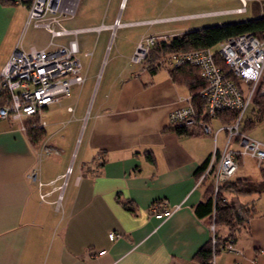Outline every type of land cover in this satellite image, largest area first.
<instances>
[{
	"label": "crops",
	"instance_id": "crops-1",
	"mask_svg": "<svg viewBox=\"0 0 264 264\" xmlns=\"http://www.w3.org/2000/svg\"><path fill=\"white\" fill-rule=\"evenodd\" d=\"M125 2L119 1V10ZM127 17L122 21L119 12L112 23L100 25L116 33L152 21ZM26 18L21 0H0V71L16 47L25 50L18 35ZM117 18L121 25L112 30ZM138 42L129 41V55ZM111 67L100 81L95 70L78 97L69 93L42 108L45 135L36 145L19 121L0 119V264H197L194 254L212 233L207 217L194 213L205 190V184L195 185L196 170L214 149L221 151L220 132L204 133L190 123L175 126L191 135L169 130L170 112L190 100L170 69L150 72L144 62ZM65 114L70 121L58 132ZM212 123L220 125L215 119L207 124ZM44 147L49 154L41 152ZM33 171L36 179L30 178ZM240 178L259 181L261 174ZM231 194H225L227 201L246 205L253 216L236 233L234 250L220 249L212 264H264V195ZM152 205L179 207L158 220L149 214ZM112 232L121 237L110 240ZM215 232L222 240L229 235L223 226ZM101 250L106 252L97 255Z\"/></svg>",
	"mask_w": 264,
	"mask_h": 264
},
{
	"label": "built area",
	"instance_id": "built-area-1",
	"mask_svg": "<svg viewBox=\"0 0 264 264\" xmlns=\"http://www.w3.org/2000/svg\"><path fill=\"white\" fill-rule=\"evenodd\" d=\"M80 0H32L27 7L25 27L42 28L50 35V41L46 48L28 50L15 48L0 71V86L6 89L10 95V101L0 107V119L19 121L25 130L23 120L25 118L39 116L42 108L55 103L60 96L67 95L72 85L81 86L85 80L81 64L77 58L79 51L76 36L79 32L94 30L100 32L105 25L94 28H67L63 22L74 18ZM241 6L235 9L199 14L195 17H203L214 14L243 13L246 11V0H240ZM159 20L143 22L153 24ZM121 23L119 18L114 20L111 28L115 30ZM56 37H69L64 43L54 42ZM167 35H148L141 37L131 57V61L140 64L147 60L150 48L158 40H167ZM53 47L52 49H50ZM216 54L227 67V72L234 74L240 80V86H236L226 77V73L217 65ZM91 55V54H89ZM184 64L197 67L201 78L206 85L200 90L199 95L205 99V113L214 118L216 113L222 110L237 111L236 120L229 125H219L214 132L224 131L226 139L221 151L214 149L207 165L196 180V186L200 185L205 177L213 173V189L216 193L218 186L229 180L235 173L238 162L245 157L262 165L264 160V142L251 138L241 132L242 120L245 116L253 94L259 90L264 95V34L256 35L245 33L234 38L221 41L217 49L209 48L196 52L171 53L160 60L159 66L173 69ZM71 110V109H69ZM170 124L190 123L200 124L204 133H211V126L204 122L196 121L195 110L190 100L182 107L172 110L169 114ZM34 125V124H33ZM40 128L45 122L40 120L37 124ZM232 141L238 149H230ZM50 149L44 147L42 153L49 154ZM30 178L36 179L33 171ZM41 198L44 195L40 196ZM179 205L166 207L159 210L156 205L149 208V214L158 220L170 217ZM214 239V223L209 224ZM109 239L115 240L120 234L109 233ZM227 251H233V243L225 247ZM106 250H101L97 255H102Z\"/></svg>",
	"mask_w": 264,
	"mask_h": 264
},
{
	"label": "rangeland",
	"instance_id": "rangeland-1",
	"mask_svg": "<svg viewBox=\"0 0 264 264\" xmlns=\"http://www.w3.org/2000/svg\"><path fill=\"white\" fill-rule=\"evenodd\" d=\"M119 1L120 0H80L74 18L64 21L63 24L67 28L94 27L101 23L110 24L113 22V19L119 15V12L122 21L127 20V16H129L130 20L146 18L163 21L155 22L152 25L145 24L134 27L122 26L117 28L118 30L116 33H113V31L110 32L108 29H102L100 32L94 30L79 32L76 36L79 45V51L76 56L81 64L82 73L84 74L87 69V74L86 81L82 87L79 85H72L70 87L69 93L73 98L78 97L80 93L83 94L86 91L87 87L92 83L91 77L95 70H98L97 74L99 75L100 81L105 68L104 78L111 70L112 63H133L131 61L133 54L129 55L127 50L130 40L137 39L139 41L142 36H148L152 33L157 34L159 32L160 35H167V37L170 38L174 36L178 30L185 31L209 25H220L227 22L242 21L264 16V0H246V11L240 14H214L203 17L195 16L235 9L240 7L242 2L240 0H151L150 2L148 0H126L125 7L119 10ZM178 17L181 18L171 19ZM18 36L25 50L30 46H34L36 49L46 48L50 41V35L46 30L34 28L32 26H23ZM124 36L125 40L123 41L122 38ZM68 38L69 37H56L54 38V42L64 43ZM107 40L108 45L105 49ZM52 48L53 47L50 49ZM214 48L217 49V46ZM97 63H101L98 68ZM107 63L108 65L106 66ZM63 96L66 95H62L60 98ZM249 110L250 106L245 113V117L248 115ZM64 120V125L60 124L57 127L58 132L65 129V126L70 121V115L65 114ZM210 126L213 131L216 130V123H212ZM247 134L251 138L264 142V121L256 125L255 128L249 130ZM225 139L226 133L221 131L217 135V146L219 150L224 148ZM78 142L77 140L76 143ZM230 149H238L233 141L230 145ZM73 157L74 154L68 164L71 169ZM261 164L264 166V160ZM239 176L252 178L260 177V170L256 161L247 157L240 160L233 177ZM231 197L237 199V196L234 194H231Z\"/></svg>",
	"mask_w": 264,
	"mask_h": 264
},
{
	"label": "trees",
	"instance_id": "trees-1",
	"mask_svg": "<svg viewBox=\"0 0 264 264\" xmlns=\"http://www.w3.org/2000/svg\"><path fill=\"white\" fill-rule=\"evenodd\" d=\"M27 7L32 0H21ZM253 33L256 35L264 34V16H258L247 20L227 22L220 25H209L201 28L186 31L175 35L167 40H158L150 48L147 56L146 67L150 72L158 69L159 62L165 56L171 53L179 52H196L209 48H214L221 41L236 36ZM217 65L226 73L236 86H240V80L232 73L227 72V67L219 60L216 54ZM172 81L176 84L185 85L190 92V103L195 110L196 121L209 123L215 119L220 125H229L237 118V111L222 110L216 113L214 118H210L205 113V99L199 95L200 90L206 85L201 78L200 71L197 67L184 64L169 70ZM10 101V95L6 89L0 86V107L5 106ZM39 116L25 118L23 124L28 135L30 143L36 145L40 143L45 135L43 128H40ZM264 121V95L259 94L257 90L251 99L250 110L248 115L242 120L241 132L248 133L259 123ZM34 124V125H33ZM197 125V124H194ZM170 131L181 134H192L184 127L172 124ZM148 159L153 161L151 154L148 153ZM209 157L196 170V178L205 169ZM261 179L254 181L248 178L231 177L229 180L222 182L216 193L213 189V173L205 177L200 185L205 184L204 199L194 208V213L199 218L207 217L208 225L213 222L215 229L220 226L228 229L229 235L226 239H220L214 232L215 244L212 243V237L202 245L194 254V260L197 264H212L214 255L228 243H233L236 233L248 225L253 213L246 205L236 201H227L225 194L230 192L236 196L248 194L264 195V166L259 165Z\"/></svg>",
	"mask_w": 264,
	"mask_h": 264
}]
</instances>
